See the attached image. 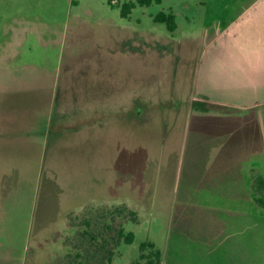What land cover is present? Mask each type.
Masks as SVG:
<instances>
[{"label": "rangeland", "instance_id": "1", "mask_svg": "<svg viewBox=\"0 0 264 264\" xmlns=\"http://www.w3.org/2000/svg\"><path fill=\"white\" fill-rule=\"evenodd\" d=\"M129 1L0 0V264H262L264 91L211 61L253 0Z\"/></svg>", "mask_w": 264, "mask_h": 264}, {"label": "crops", "instance_id": "2", "mask_svg": "<svg viewBox=\"0 0 264 264\" xmlns=\"http://www.w3.org/2000/svg\"><path fill=\"white\" fill-rule=\"evenodd\" d=\"M233 33L228 34L226 30L224 33L219 34L218 44L223 48V52H217L211 61H215L218 72V89L221 94L227 97H232V93H238L240 90L247 92L253 90L256 92L264 91V0H253L250 6L244 10L239 18L233 22ZM208 60V59H207ZM210 61V62H211ZM235 95V94H234ZM237 98V95H236ZM236 101V99H235ZM226 102V101H225ZM222 103V102H221ZM236 103V102H234ZM224 104V103H223ZM227 104H224L220 111L226 108ZM50 108V103H49ZM222 113V112H221ZM50 110H48V121ZM50 122V121H49ZM49 122L46 124V131L49 132ZM258 177L264 178L262 175H258L252 180V190L255 194L253 202L254 208L249 206V209L243 208L248 203L245 201L242 205L241 199L235 202V206L239 205L232 211L235 213L234 217L238 220H247L250 218L249 228L247 233L259 231L264 227L263 223H257V221H264V213H258V206L264 210L258 202V194L255 190V181ZM228 198H222L220 204ZM225 212H231L232 208ZM209 213V212H208ZM224 222V221H223ZM223 222L219 223L222 225ZM228 226V222H225ZM240 227V225H238ZM238 231V244H242V230L234 227V231ZM255 244L257 242L253 241ZM249 244L251 245V238H249ZM264 244V243H263ZM251 252V248L249 253ZM261 263L264 264V253L261 259ZM252 260L250 259V262ZM257 264V261H252L251 264Z\"/></svg>", "mask_w": 264, "mask_h": 264}, {"label": "trees", "instance_id": "3", "mask_svg": "<svg viewBox=\"0 0 264 264\" xmlns=\"http://www.w3.org/2000/svg\"><path fill=\"white\" fill-rule=\"evenodd\" d=\"M154 2L156 3H161L162 0H136V2H127L122 6L121 9V16L123 18H128L132 11L136 8L137 5L140 6H151ZM156 21L158 22H163L167 25V28L170 32H174L176 30V22H175V16L173 14H165V13H160L157 15L155 18ZM255 190L258 194V199L257 202L258 204L264 208V178L258 177L255 181ZM120 237L125 238V242L128 244H132L134 240V234L133 233H128L127 235H124V232L122 230L120 231ZM148 244H144L141 246V251L144 252L146 250ZM157 259L160 257V253H156ZM141 259L145 260L147 264H154V260L145 254L141 255Z\"/></svg>", "mask_w": 264, "mask_h": 264}, {"label": "flooded vegetation", "instance_id": "4", "mask_svg": "<svg viewBox=\"0 0 264 264\" xmlns=\"http://www.w3.org/2000/svg\"><path fill=\"white\" fill-rule=\"evenodd\" d=\"M54 104H55L54 112H57V109L59 107V100L55 101Z\"/></svg>", "mask_w": 264, "mask_h": 264}]
</instances>
